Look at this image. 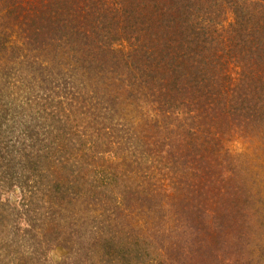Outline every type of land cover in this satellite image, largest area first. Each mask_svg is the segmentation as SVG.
<instances>
[{
	"label": "trees",
	"instance_id": "1",
	"mask_svg": "<svg viewBox=\"0 0 264 264\" xmlns=\"http://www.w3.org/2000/svg\"><path fill=\"white\" fill-rule=\"evenodd\" d=\"M0 264H264V0H0Z\"/></svg>",
	"mask_w": 264,
	"mask_h": 264
},
{
	"label": "rangeland",
	"instance_id": "2",
	"mask_svg": "<svg viewBox=\"0 0 264 264\" xmlns=\"http://www.w3.org/2000/svg\"><path fill=\"white\" fill-rule=\"evenodd\" d=\"M12 199H15V197H16V194H14V192H12ZM56 253V252H55Z\"/></svg>",
	"mask_w": 264,
	"mask_h": 264
}]
</instances>
